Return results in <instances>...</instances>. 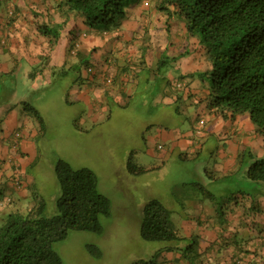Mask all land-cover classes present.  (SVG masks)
<instances>
[{"label": "crops", "instance_id": "crops-1", "mask_svg": "<svg viewBox=\"0 0 264 264\" xmlns=\"http://www.w3.org/2000/svg\"><path fill=\"white\" fill-rule=\"evenodd\" d=\"M57 2L0 0V83L4 81V85L10 86L9 94L0 97V161L5 163L0 173V213L6 207L10 210L36 205L30 188L36 182L31 170L36 162L32 151L37 128L35 119L28 113L27 105L31 101L27 93L52 85L57 82L56 78L72 77L69 89L75 93L73 105L82 108L79 117L87 113L85 117L97 123L100 116L109 113L111 102L125 104L129 97L148 90L155 83L159 86L155 100L163 102L180 125L177 132L171 129L158 132L156 141L144 145V152L154 155L150 145L159 140L158 151L166 148L165 156L171 153V161L185 165L189 161L198 163L202 150L214 152L223 144L225 148L216 154L220 162L215 161V166L219 165L223 173H238L244 182L242 188L217 193L219 197L234 194L235 198L220 210L211 201L204 200L195 203L186 214L181 212L184 217L175 223L180 235L187 239L195 237L198 242L199 257L194 264H264V196L252 199L240 192L247 187V191L257 193L243 176L245 170L239 162L240 154L246 151L262 156L261 138L246 116L225 121L206 113L201 103L204 91L199 82H194L192 96L172 95L167 85L168 81L206 69L204 50L198 40L187 38L186 30L175 17L158 12L155 0L128 5L118 27L111 31L89 28L76 15L65 19ZM56 25H61L57 36L49 29L42 30ZM162 55L175 58L172 72L154 71L155 62ZM91 67L93 73L88 72ZM66 68L73 71L72 76L62 72ZM161 76L166 80L160 79ZM100 84H108L109 88L102 89ZM200 119L204 121L202 126L197 123ZM185 121H189L187 127ZM15 133H20V152L11 147ZM184 153L191 154V159L184 162ZM10 157L16 159L24 174L22 189L7 183L12 171L7 163ZM209 157L211 161L213 155ZM152 199L139 206L140 222L142 206ZM169 199L170 202L162 203L176 210L177 200ZM159 248L158 245L157 252ZM151 264L189 263L180 252L162 251Z\"/></svg>", "mask_w": 264, "mask_h": 264}, {"label": "trees", "instance_id": "trees-1", "mask_svg": "<svg viewBox=\"0 0 264 264\" xmlns=\"http://www.w3.org/2000/svg\"><path fill=\"white\" fill-rule=\"evenodd\" d=\"M57 1L65 19L76 15L89 28L111 31L125 16L126 7L140 0ZM155 3L158 12L173 16L182 24L187 38L198 40L207 63L202 72L168 81L172 95L192 96V86L197 81L204 91L201 103L206 113L225 121L237 116L248 118L262 140V156L257 157L250 151L240 154L239 162L245 170L242 174L257 193L240 192L252 199L264 196V0H155ZM60 28L61 25H56L42 30L49 29L57 36ZM74 47L75 51L77 47ZM174 62L175 58L162 55L155 62L154 71L172 72ZM160 79L166 80L163 76ZM31 110L39 118L37 111ZM200 121L203 120L197 123ZM16 143L19 151L18 140ZM0 164L2 171L5 163L0 161ZM9 165L12 171L7 183L10 181L13 188H24V174L18 162ZM132 168L135 172H144ZM55 174L59 186L56 215L48 216L44 205L27 207V210L15 207L0 213V264H63L54 245L64 241L70 231L99 236L104 233L100 218L111 216L112 204L100 193L97 176L87 169L75 170L62 161L57 163ZM199 187L207 193L203 186ZM216 195L209 194L208 201L219 210L226 200H235L234 194ZM140 236L146 242L159 244L158 253L180 252L189 264H194L199 257L196 238L180 235L172 212L160 200L152 199L142 206ZM88 250L93 257H102L98 247L88 246Z\"/></svg>", "mask_w": 264, "mask_h": 264}, {"label": "rangeland", "instance_id": "rangeland-1", "mask_svg": "<svg viewBox=\"0 0 264 264\" xmlns=\"http://www.w3.org/2000/svg\"><path fill=\"white\" fill-rule=\"evenodd\" d=\"M93 69L89 68L88 72ZM62 72L73 75L70 68ZM55 80L57 82L37 92L27 93L31 101L28 109L37 110L39 116L37 118L29 109L37 128L32 151L36 165L31 170L36 182L30 188L31 198L36 206H45L48 216L57 214L59 186L55 167L62 161L75 170L93 172L97 176L100 193L112 204L111 216L100 218L104 228L102 235L70 231L64 241L54 245L63 264H151L157 260L159 244L141 239L138 208L142 202L152 197L166 204L170 197H174L178 203L176 210L168 208L174 212L172 220L176 223L184 217L182 211L186 214L195 203L208 201L209 194L243 187L244 182L239 175L223 173L219 165L214 164L215 161L220 162L216 154L225 148L223 144L215 153L213 149L202 150L198 163L189 161L185 165L171 161V153L165 156L166 148L158 151L159 140L150 145L154 155L144 152V145L148 141H156L158 132L179 130L180 123L172 117L171 110L163 102L155 100L158 84L153 83L148 90L129 97L125 104L111 102L109 113L102 117L99 115L96 123L85 117L87 113L79 117L82 108L73 105L75 93L69 89L72 77ZM3 83H0V97L10 91V86ZM100 85L102 89L109 88L108 84ZM186 122L189 121H185V127L188 126ZM210 155H213L211 161ZM188 159H191V154L184 153L183 161ZM132 167L143 168L144 174L135 172ZM195 183L203 186L207 193ZM1 193L4 194V190ZM229 202L226 200L225 204L230 205ZM2 210L9 211L7 207ZM92 245L102 251L101 258L91 255L88 246Z\"/></svg>", "mask_w": 264, "mask_h": 264}, {"label": "built area", "instance_id": "built-area-1", "mask_svg": "<svg viewBox=\"0 0 264 264\" xmlns=\"http://www.w3.org/2000/svg\"><path fill=\"white\" fill-rule=\"evenodd\" d=\"M177 86L180 87L181 84L178 83ZM202 124H203V121H200V125H202ZM14 137H15V139H14V141H13L11 147H12L15 151H17V143H16V141L20 138V133H15ZM15 162H16V159H15L14 157H10V158L8 159V162H7V163L11 164V163H15ZM0 173H1V164H0Z\"/></svg>", "mask_w": 264, "mask_h": 264}, {"label": "clouds", "instance_id": "clouds-1", "mask_svg": "<svg viewBox=\"0 0 264 264\" xmlns=\"http://www.w3.org/2000/svg\"><path fill=\"white\" fill-rule=\"evenodd\" d=\"M147 5V4H146ZM200 125V124H199Z\"/></svg>", "mask_w": 264, "mask_h": 264}]
</instances>
